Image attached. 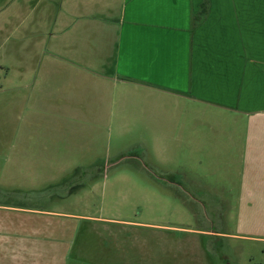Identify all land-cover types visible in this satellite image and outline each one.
I'll use <instances>...</instances> for the list:
<instances>
[{"label":"rangeland","instance_id":"obj_1","mask_svg":"<svg viewBox=\"0 0 264 264\" xmlns=\"http://www.w3.org/2000/svg\"><path fill=\"white\" fill-rule=\"evenodd\" d=\"M84 1L0 0V264H264V191L238 208L226 115L118 92L97 109L83 69L48 71L92 26Z\"/></svg>","mask_w":264,"mask_h":264},{"label":"crops","instance_id":"obj_2","mask_svg":"<svg viewBox=\"0 0 264 264\" xmlns=\"http://www.w3.org/2000/svg\"><path fill=\"white\" fill-rule=\"evenodd\" d=\"M92 1L91 9H82L92 26L80 27L78 43L64 47L68 57L45 60L48 71L57 59L69 74L83 69L95 98L93 105L82 98V106L101 109L118 92L142 95V104L215 108L226 115L233 136L239 131L245 136L242 143L232 138L226 144L243 145L238 186L243 211L264 191V136L257 131L264 129V0ZM0 224L1 242L13 238L10 233L20 225L9 224L16 231L7 232L9 226ZM24 234L19 240L37 235Z\"/></svg>","mask_w":264,"mask_h":264}]
</instances>
